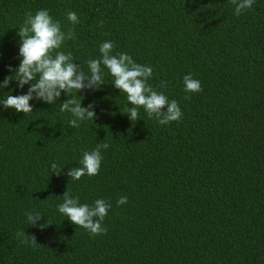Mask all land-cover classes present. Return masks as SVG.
<instances>
[{"label": "trees", "instance_id": "1", "mask_svg": "<svg viewBox=\"0 0 264 264\" xmlns=\"http://www.w3.org/2000/svg\"><path fill=\"white\" fill-rule=\"evenodd\" d=\"M41 9L74 30L61 50L82 70L111 41L113 54L152 67L148 83L183 116L160 125L141 108L132 122L103 66L100 89L73 93L98 117L79 128L60 111L64 93L53 105L33 99L28 114L0 105V264H264V0L240 15L230 0H0V83L19 66L26 13ZM189 73L201 92L184 91ZM16 84L0 101L27 93ZM98 143L109 144L99 174L69 178ZM65 191L111 203L106 234L58 212ZM29 212L46 227L27 225Z\"/></svg>", "mask_w": 264, "mask_h": 264}, {"label": "clouds", "instance_id": "2", "mask_svg": "<svg viewBox=\"0 0 264 264\" xmlns=\"http://www.w3.org/2000/svg\"><path fill=\"white\" fill-rule=\"evenodd\" d=\"M235 5V14L240 15L244 10L251 8L254 0H230ZM67 20L76 25L79 23L75 12L67 13ZM17 35L19 41L20 63L17 68L9 66L12 74L5 77L0 83V89L8 88L12 81L23 89L28 87L26 94L8 95L0 105L4 110L14 109L17 113L28 114L33 111L30 101L33 99L53 105L64 93L68 99L59 104L61 112L71 113L72 119L69 126L79 128L80 122L98 118L94 110V104L87 107L81 105L73 93H81L84 90H98L104 85V71L113 79L112 86L124 94L128 105L124 112L129 120L139 119V110L142 108L149 119H155L160 125H168L171 122H179L183 116L181 108L176 100H171L163 92H158L148 81L152 78L151 66L136 63L133 58L125 53L113 54L115 47L111 41H106L99 46L98 58L87 61V71L82 70L80 64L75 63L73 54L62 49L65 41L74 40L75 32L72 28L62 31L61 23L53 19L48 10L41 9L35 14L28 12ZM14 74V75H13ZM184 91L186 93H199L202 91L199 80L194 79L189 73L183 77ZM160 87H166L161 82ZM81 96V95H80ZM72 97V98H69ZM190 95L184 99L189 100ZM130 105V106H129ZM109 144L98 143L94 150L85 151L80 160V167L68 169L67 175L73 180H80L85 175L95 176L99 174L102 162V149H107ZM52 174L60 175L56 163L51 164ZM63 203L57 205L60 214L67 217L73 225L85 229L91 237L106 234L107 229L102 227V222L108 215L111 203L104 199H97L92 205L81 204L79 198L72 197L67 191L63 194ZM127 202V197H121L116 201L117 206ZM43 217L40 213H27V225L32 227H46L45 223L38 224ZM48 226V225H47ZM25 235V231L17 236ZM28 243L27 240L21 241ZM33 243H36L34 239Z\"/></svg>", "mask_w": 264, "mask_h": 264}]
</instances>
